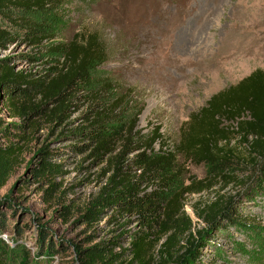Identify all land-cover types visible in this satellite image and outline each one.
<instances>
[{
    "label": "rangeland",
    "instance_id": "obj_1",
    "mask_svg": "<svg viewBox=\"0 0 264 264\" xmlns=\"http://www.w3.org/2000/svg\"><path fill=\"white\" fill-rule=\"evenodd\" d=\"M49 17L54 30L48 37L35 46L17 28L13 41L0 50V59L33 79L47 80L62 61L57 47L75 35L96 33L106 50L101 69L111 82L109 87L114 85L129 105L141 111L129 140L131 150L124 158L123 172L128 178L139 173L130 160L138 147L145 146L139 142L142 136L158 128L167 149L172 150L190 115L213 94L257 69L264 71V0H56L43 12L27 13L21 19L40 25ZM95 100L96 96H81L60 123L35 118L37 125L30 131L27 123L2 115L8 134L0 137L1 143H17L20 150L14 173L0 189V201L11 200L13 209L3 205L0 211L6 214L10 233L22 227L17 241L31 255L38 251L40 229L48 233L58 253L42 264H74V246H85L89 238L96 243L122 235L119 242L127 247L128 235L141 229L134 214L113 216L111 210L93 225L82 219L87 203L112 173L106 162L90 155L91 148L79 151L80 141L71 136V131L86 125ZM8 123L24 126L25 134L20 136L25 135V140L18 141V130ZM122 145L117 143L115 152ZM44 147L50 153L47 161L60 166L52 177L56 186L51 197L44 194L48 184L35 176ZM159 148L160 143L153 145L155 151ZM180 162L185 174L177 206L180 215L191 221L194 234L206 229L198 215L219 198L243 194L240 184L253 172L241 165L231 182L207 180L202 165ZM236 201L241 220L259 225L258 232L248 236L227 229L209 242L195 264H264V194L253 201L243 196ZM2 237L12 244L9 234Z\"/></svg>",
    "mask_w": 264,
    "mask_h": 264
},
{
    "label": "trees",
    "instance_id": "obj_2",
    "mask_svg": "<svg viewBox=\"0 0 264 264\" xmlns=\"http://www.w3.org/2000/svg\"><path fill=\"white\" fill-rule=\"evenodd\" d=\"M52 3L56 0H0V50L13 41L17 28L35 46L48 37L54 30L50 17L33 25L21 16L41 13ZM57 49L60 67L43 81L0 59V137L8 134L2 127L4 114L27 123L30 131L37 125L35 118L60 123L74 101L81 96H96L95 110L89 113L86 125L71 131V136L80 141L79 151L91 148L90 155L106 162L112 173L87 203L82 219L93 225L111 210L113 216L134 214L141 226L138 232L128 235L127 247L119 242L122 235L96 243L89 238L85 246H74V264H195L209 242L227 229L248 236L258 232L259 225L241 220L236 200L243 196L245 201H253L264 194V71L257 69L237 84L213 94L204 107L190 115L172 150L167 149L158 128L142 136L139 142L145 146L138 147L130 160L139 173L136 178H128L123 172L124 158L141 111L129 105L114 85L109 87L111 82L101 69L106 50L96 33L75 35ZM8 125L18 130V141L25 140V135L20 136L25 134L24 126ZM119 142L123 147L115 152ZM155 143H160L159 151L153 149ZM19 150L17 143L5 145L0 141V189L14 173ZM40 153L35 176L48 184L44 194L51 197L56 186L52 177L60 172V166L47 161L50 153L46 147ZM180 159L202 165L207 180L231 182L241 165L253 169L247 182L240 184L245 189L243 194L219 198L198 215L206 229L195 234L191 221L180 215L177 206L185 174ZM3 205L13 209L9 199L1 200ZM66 209L62 207L64 212ZM6 221V214L0 211V264H42L43 259L51 260L58 253L48 233L40 229L36 238L38 251L31 255L28 247L17 241L22 227L10 233ZM5 234L10 235L12 244L2 237ZM116 248L119 252H115ZM156 256L158 261L154 263Z\"/></svg>",
    "mask_w": 264,
    "mask_h": 264
}]
</instances>
